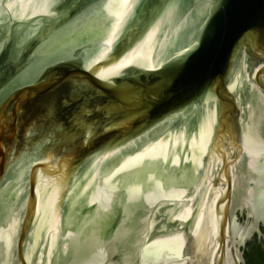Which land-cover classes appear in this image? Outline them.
I'll use <instances>...</instances> for the list:
<instances>
[{"label": "water", "instance_id": "obj_1", "mask_svg": "<svg viewBox=\"0 0 264 264\" xmlns=\"http://www.w3.org/2000/svg\"><path fill=\"white\" fill-rule=\"evenodd\" d=\"M260 226L264 0H0V264H245Z\"/></svg>", "mask_w": 264, "mask_h": 264}, {"label": "trees", "instance_id": "obj_2", "mask_svg": "<svg viewBox=\"0 0 264 264\" xmlns=\"http://www.w3.org/2000/svg\"><path fill=\"white\" fill-rule=\"evenodd\" d=\"M261 232L263 233L261 238L254 234L241 248L245 264H264V230L262 228Z\"/></svg>", "mask_w": 264, "mask_h": 264}, {"label": "flooded vegetation", "instance_id": "obj_3", "mask_svg": "<svg viewBox=\"0 0 264 264\" xmlns=\"http://www.w3.org/2000/svg\"><path fill=\"white\" fill-rule=\"evenodd\" d=\"M90 227H92V226H90ZM260 228H262V229L264 230V227H263V226H260ZM88 229H89V227H88ZM88 229H87V230H88ZM258 237L261 238L262 236H258Z\"/></svg>", "mask_w": 264, "mask_h": 264}]
</instances>
